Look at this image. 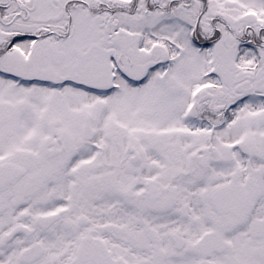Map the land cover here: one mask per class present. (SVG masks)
<instances>
[{
    "label": "snow or ice",
    "instance_id": "obj_1",
    "mask_svg": "<svg viewBox=\"0 0 264 264\" xmlns=\"http://www.w3.org/2000/svg\"><path fill=\"white\" fill-rule=\"evenodd\" d=\"M0 264H264V0H0Z\"/></svg>",
    "mask_w": 264,
    "mask_h": 264
}]
</instances>
